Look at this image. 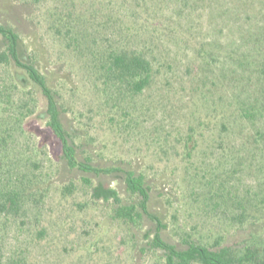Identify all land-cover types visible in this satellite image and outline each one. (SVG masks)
Listing matches in <instances>:
<instances>
[{"label":"trees","instance_id":"trees-1","mask_svg":"<svg viewBox=\"0 0 264 264\" xmlns=\"http://www.w3.org/2000/svg\"><path fill=\"white\" fill-rule=\"evenodd\" d=\"M102 13L99 17L98 12H83L66 2L50 10L51 33L75 74L90 87L91 118L104 121L118 135L137 138L136 149L158 157V165L164 167L184 162L198 170L202 168L198 156L217 151L219 162L221 157L226 161L203 183L196 174L194 191L202 192L195 198L240 226L238 231L247 230L241 242L231 241L229 235H216L212 242L174 238L168 229V207L157 197L153 177L142 169L148 165L144 155L135 165L93 155L90 142L80 139L64 109L54 83L58 71L40 63L14 23L0 22V65L16 68V83L32 85L43 95L42 114L60 143L65 165L76 169L85 182L94 176H109L116 182L105 186L98 180L92 186L93 198L112 201L114 216L138 226L145 246L158 252L165 264H264V178L243 188L234 181L244 171L264 175V36L252 34L259 43L251 51L222 46L216 50L212 41L203 44L191 30L151 17L144 7L137 18L121 13V19L113 20L111 11ZM136 37L141 41H134ZM168 40L178 46L175 51ZM229 62L235 67L226 68ZM239 71L248 72L247 81L235 77ZM227 74L231 88L210 100L212 86H224ZM16 83H0V218L4 220L26 215L45 194L42 176L35 171L37 163L19 143L20 135L28 132L25 120L36 103L5 92ZM181 94L188 105L185 111L171 100ZM196 99L209 107L204 115L192 110ZM159 178H165V171ZM20 263L16 256L7 262Z\"/></svg>","mask_w":264,"mask_h":264},{"label":"rangeland","instance_id":"rangeland-1","mask_svg":"<svg viewBox=\"0 0 264 264\" xmlns=\"http://www.w3.org/2000/svg\"><path fill=\"white\" fill-rule=\"evenodd\" d=\"M65 2L83 12H98L99 17L103 16L102 11H111L113 20L121 19V13L137 18L140 7H144L151 17L191 30L203 44L212 41L217 45L216 50L222 46L240 48L243 52L257 48L259 40L252 34L264 36V0H0V22L18 25L40 63L58 71L54 83L61 93L64 109L80 139L83 137L90 142L93 155L102 160L111 159V162L121 159L124 165H135L144 155L149 166L144 165L142 169L153 177L159 191L157 197L168 207L170 234L178 239L195 238L206 242H212L216 235H229L231 241L241 242L247 230L238 231L240 226L231 225L220 211L204 207L195 198L196 192H202L194 191L196 174L203 183L221 161H226L221 157L219 162L217 151L199 155L202 168L198 170L187 168L184 162L177 166L171 162L164 167L158 165V157L136 149L137 138L118 135L104 121L97 119L96 122L91 118L92 95L87 80L75 74L69 56L50 31V10ZM174 40H168V44L175 51L178 46ZM134 41H141L140 37ZM229 64L236 65L229 62L225 67ZM15 69L11 65H0V83L14 85ZM247 74L246 71L235 77L247 81ZM223 78L225 85L220 89L212 86L210 100L231 88L229 75ZM16 84V88H7L5 92L25 102L33 98L36 103L33 114L25 120L28 132L20 135L19 143L37 163L35 171L42 176L45 194L26 215L10 220L0 218V264H7L11 256L19 257L20 264H165L158 252L145 246L146 238L138 226L114 216L112 201L93 198L92 186L98 180L105 186H115L116 182L109 176H94L85 182L76 169L66 166L61 159L60 143L42 114L43 95L32 85ZM182 96H171V100L185 111L188 105ZM193 105L196 114L204 115L209 111V107L197 99ZM215 125L217 130L218 124ZM233 161L236 163L235 159ZM162 171L165 178L160 179ZM263 178L264 175L251 170L240 172L234 181L243 188ZM66 185L70 186L69 191L65 190Z\"/></svg>","mask_w":264,"mask_h":264}]
</instances>
